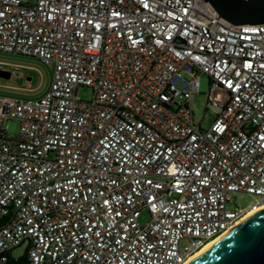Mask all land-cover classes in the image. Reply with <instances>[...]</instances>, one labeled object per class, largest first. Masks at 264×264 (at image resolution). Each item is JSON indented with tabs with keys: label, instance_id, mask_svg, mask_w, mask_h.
<instances>
[{
	"label": "built area",
	"instance_id": "1",
	"mask_svg": "<svg viewBox=\"0 0 264 264\" xmlns=\"http://www.w3.org/2000/svg\"><path fill=\"white\" fill-rule=\"evenodd\" d=\"M0 52L54 69L40 98L0 86V264H185L264 209V24L205 0H0Z\"/></svg>",
	"mask_w": 264,
	"mask_h": 264
},
{
	"label": "water",
	"instance_id": "2",
	"mask_svg": "<svg viewBox=\"0 0 264 264\" xmlns=\"http://www.w3.org/2000/svg\"><path fill=\"white\" fill-rule=\"evenodd\" d=\"M235 25H263L264 0H205ZM1 78H10L6 72ZM190 264H264V209L254 213Z\"/></svg>",
	"mask_w": 264,
	"mask_h": 264
},
{
	"label": "rangeland",
	"instance_id": "3",
	"mask_svg": "<svg viewBox=\"0 0 264 264\" xmlns=\"http://www.w3.org/2000/svg\"><path fill=\"white\" fill-rule=\"evenodd\" d=\"M0 61H6L14 64L10 67V71L16 73L15 77L10 78L0 77V86L11 92L17 93L18 96L29 99H36L42 97L49 91L54 69L40 63L37 59L23 56H16L0 52ZM8 73V72H7ZM209 80L203 75L201 77V87L199 94L195 97V113L198 117L206 115L203 119L202 127L207 130L212 125L214 115L211 110L205 111V102L207 94L209 93ZM1 89V88H0ZM79 96L83 100H90L92 98V91L90 88L81 87L78 90ZM213 100L218 104L225 103L227 95L220 89L212 92ZM19 132V123L17 121L9 122V133L17 135ZM232 209L248 208L256 202L257 197L246 194L233 195ZM147 216L142 220L145 222ZM24 255V248L20 247L12 252L13 259H19Z\"/></svg>",
	"mask_w": 264,
	"mask_h": 264
},
{
	"label": "bare ground",
	"instance_id": "4",
	"mask_svg": "<svg viewBox=\"0 0 264 264\" xmlns=\"http://www.w3.org/2000/svg\"><path fill=\"white\" fill-rule=\"evenodd\" d=\"M255 212H251L248 216H246L244 219H242L238 224H236L234 227L229 229L225 234H223L221 237L211 241L208 243L205 247H203L199 252H197L192 258H190L189 261H187L185 264H190L193 261H195L197 258H199L205 251H207L210 247H212L215 243H217L219 240L233 232L242 222H244L246 219H248L251 215H253Z\"/></svg>",
	"mask_w": 264,
	"mask_h": 264
},
{
	"label": "trees",
	"instance_id": "5",
	"mask_svg": "<svg viewBox=\"0 0 264 264\" xmlns=\"http://www.w3.org/2000/svg\"><path fill=\"white\" fill-rule=\"evenodd\" d=\"M25 262H26V257H22L17 261L14 260L13 258H10L8 264H24Z\"/></svg>",
	"mask_w": 264,
	"mask_h": 264
}]
</instances>
